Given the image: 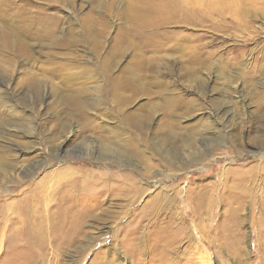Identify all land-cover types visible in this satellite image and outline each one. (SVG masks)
<instances>
[{
    "label": "rangeland",
    "instance_id": "obj_1",
    "mask_svg": "<svg viewBox=\"0 0 264 264\" xmlns=\"http://www.w3.org/2000/svg\"><path fill=\"white\" fill-rule=\"evenodd\" d=\"M0 264H264V0H0Z\"/></svg>",
    "mask_w": 264,
    "mask_h": 264
}]
</instances>
